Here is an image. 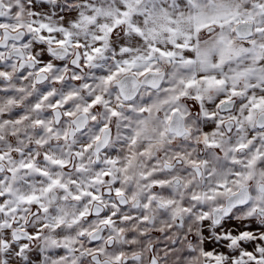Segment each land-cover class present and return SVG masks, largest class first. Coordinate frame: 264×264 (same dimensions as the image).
<instances>
[{
	"label": "snow or ice",
	"instance_id": "snow-or-ice-1",
	"mask_svg": "<svg viewBox=\"0 0 264 264\" xmlns=\"http://www.w3.org/2000/svg\"><path fill=\"white\" fill-rule=\"evenodd\" d=\"M0 264H264V0H0Z\"/></svg>",
	"mask_w": 264,
	"mask_h": 264
}]
</instances>
